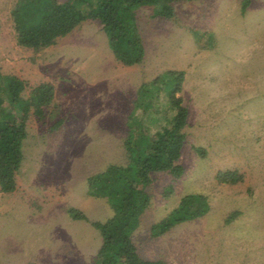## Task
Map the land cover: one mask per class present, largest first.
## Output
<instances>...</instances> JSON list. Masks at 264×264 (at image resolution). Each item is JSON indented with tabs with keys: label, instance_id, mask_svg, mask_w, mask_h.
<instances>
[{
	"label": "rangeland",
	"instance_id": "374dc122",
	"mask_svg": "<svg viewBox=\"0 0 264 264\" xmlns=\"http://www.w3.org/2000/svg\"><path fill=\"white\" fill-rule=\"evenodd\" d=\"M16 1L0 0V68L28 82L26 95L51 82L55 98L43 118L28 121L17 189H0V264L93 263L100 231L68 208L90 220L113 216L105 198L89 195L87 178L126 161L138 89L167 70L185 71L178 94L189 109L185 171L152 175L151 205L133 233L138 253L169 264H264V0H182L170 19L139 8L146 53L132 66L115 58L93 19L42 51L20 46ZM225 171L237 181H222ZM189 193L206 195L209 212L154 237L152 225Z\"/></svg>",
	"mask_w": 264,
	"mask_h": 264
},
{
	"label": "trees",
	"instance_id": "16d2710c",
	"mask_svg": "<svg viewBox=\"0 0 264 264\" xmlns=\"http://www.w3.org/2000/svg\"><path fill=\"white\" fill-rule=\"evenodd\" d=\"M180 1L17 0L12 17L17 43L36 52L54 46L59 38L84 21L98 20L115 58L132 66L142 63L146 53L138 9L151 6L156 17L170 19L175 17V4ZM184 80L185 71L167 70L162 80L158 76L143 83L138 89L135 109L127 120L128 131L123 141L126 161L111 163L88 176L89 195L105 198L114 211L113 216L105 222L90 220L81 209L68 208L72 219L90 222L100 231L102 244L92 264H169L162 259L142 258L133 233L151 205L147 189L153 182L152 175L168 172L179 178L185 171L179 161L187 139L189 109L178 95ZM161 85L169 91L166 103L159 99ZM28 87L25 79L4 73L0 68V189L6 193L17 189V173L25 158L24 141L28 137L31 115L43 118L45 108L51 106L55 98L51 82L32 86L26 95ZM238 176L232 171L219 173V178L225 182H236ZM210 208L206 195L186 194L171 212L152 225L151 233L154 237L160 236L179 223L205 216Z\"/></svg>",
	"mask_w": 264,
	"mask_h": 264
}]
</instances>
